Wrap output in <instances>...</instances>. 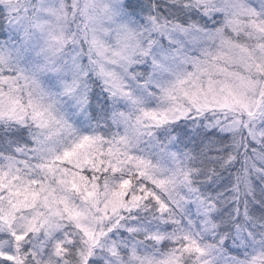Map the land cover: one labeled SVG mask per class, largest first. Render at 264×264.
<instances>
[{"label": "snow or ice", "instance_id": "obj_1", "mask_svg": "<svg viewBox=\"0 0 264 264\" xmlns=\"http://www.w3.org/2000/svg\"><path fill=\"white\" fill-rule=\"evenodd\" d=\"M0 264H264V0H0Z\"/></svg>", "mask_w": 264, "mask_h": 264}]
</instances>
